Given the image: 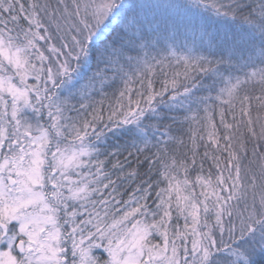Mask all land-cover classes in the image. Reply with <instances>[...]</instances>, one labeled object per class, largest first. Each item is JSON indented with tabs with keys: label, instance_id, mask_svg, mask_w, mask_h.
<instances>
[{
	"label": "snow or ice",
	"instance_id": "obj_1",
	"mask_svg": "<svg viewBox=\"0 0 264 264\" xmlns=\"http://www.w3.org/2000/svg\"><path fill=\"white\" fill-rule=\"evenodd\" d=\"M0 264H264V0H0Z\"/></svg>",
	"mask_w": 264,
	"mask_h": 264
},
{
	"label": "trees",
	"instance_id": "obj_2",
	"mask_svg": "<svg viewBox=\"0 0 264 264\" xmlns=\"http://www.w3.org/2000/svg\"><path fill=\"white\" fill-rule=\"evenodd\" d=\"M41 43H43V42H41ZM108 91H109V93H111V89H108ZM94 99L99 101L101 99V97L99 95H97V96L94 97ZM253 115L255 116V111L253 112ZM214 119H215V122H216V125H217L218 132H219L220 136L222 137L226 130L220 125V118H219V115H218V110H217V115L214 117ZM226 119L229 122H231V116H227ZM242 131H244V130L242 129ZM205 139L207 140V136L206 135H205ZM185 140H187L186 136H185ZM221 144H223V140H221ZM251 148H252V145H251V143H249L248 144L249 156L251 155ZM211 150L214 151V146H212ZM199 152H200L201 155L203 154V152H204L203 146L200 147ZM219 154L221 155L222 159H224L227 156L226 152H222V153H219ZM146 169H147V165L141 167L139 169V171H140L141 174H143L146 171ZM209 170H211L213 173L216 172V169L213 166L212 161L211 160H205L204 161V173L203 174L206 176ZM195 175H196V173L193 172L192 173V179H195ZM225 175H226V173H225ZM113 179H115V177H113ZM138 183H139V179H137L135 182H125L120 187V192L122 193V195L118 196L117 199L127 200L129 193L132 192V190L136 187V185ZM161 186H164V185H161ZM197 191H199V188H197ZM153 198H154V192H153ZM153 198H150L149 201H148L149 205L152 206V207H154ZM180 223L182 224L183 221L181 220ZM96 254L97 255H101L102 257L106 258V253H103L102 249L97 250Z\"/></svg>",
	"mask_w": 264,
	"mask_h": 264
}]
</instances>
